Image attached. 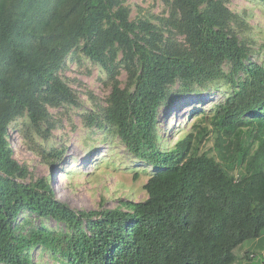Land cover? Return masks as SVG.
I'll list each match as a JSON object with an SVG mask.
<instances>
[{"label":"trees","instance_id":"1","mask_svg":"<svg viewBox=\"0 0 264 264\" xmlns=\"http://www.w3.org/2000/svg\"><path fill=\"white\" fill-rule=\"evenodd\" d=\"M125 1L0 0V264H36L38 247L61 264H237V248L263 235L264 63L251 60L231 0H171L163 26L131 21ZM80 50L112 82L88 126L111 130L154 169L145 201L79 211L59 199L52 174L25 182L9 128L26 116L49 134V108L77 104L58 72ZM120 65L133 89L121 87ZM221 82L232 93L210 117L216 156L201 152L206 128L160 144L161 107ZM35 218L70 232L35 227Z\"/></svg>","mask_w":264,"mask_h":264},{"label":"rangeland","instance_id":"2","mask_svg":"<svg viewBox=\"0 0 264 264\" xmlns=\"http://www.w3.org/2000/svg\"><path fill=\"white\" fill-rule=\"evenodd\" d=\"M123 6L130 10L131 21L148 20L158 26L166 23L172 11L171 0H126ZM228 7L239 16L236 30L251 48V60L264 63V2L231 0ZM121 59L120 53L118 64ZM58 75L74 91L77 104L49 108L51 126L54 127L49 134L46 132L49 124L44 123L39 132L26 116L18 118L9 128L8 142L31 173L25 182L52 174L51 183L59 199L79 211L115 208L127 200L145 201L148 194L144 187L154 169L135 157L111 130L88 126L87 116L108 105L112 82L107 71L80 50L67 57ZM129 78L124 65H120L118 79L122 88L133 89ZM177 90L178 87H174L173 92ZM231 93V85L221 82L196 94L180 95L169 105L162 106L158 125L160 144L174 145L198 128H206L208 136L201 152L216 156L218 134L210 117L215 107ZM53 150L62 151L60 159L49 158L48 154ZM135 174L139 175L136 181ZM33 220L35 227L70 232L67 225L53 219ZM247 253L256 258H246ZM236 254L237 264L264 263V232L259 239L249 240L237 248ZM31 255L36 264H61L51 259L42 247L35 248Z\"/></svg>","mask_w":264,"mask_h":264},{"label":"clouds","instance_id":"3","mask_svg":"<svg viewBox=\"0 0 264 264\" xmlns=\"http://www.w3.org/2000/svg\"><path fill=\"white\" fill-rule=\"evenodd\" d=\"M254 255V254H253ZM255 256V255H254ZM250 258L252 259V260H254L255 258H256V256H255V258H252L251 256H250ZM262 264V263H261Z\"/></svg>","mask_w":264,"mask_h":264},{"label":"built area","instance_id":"4","mask_svg":"<svg viewBox=\"0 0 264 264\" xmlns=\"http://www.w3.org/2000/svg\"><path fill=\"white\" fill-rule=\"evenodd\" d=\"M251 257H252V258H255V256H254V255H252ZM262 264H264V263H262Z\"/></svg>","mask_w":264,"mask_h":264},{"label":"crops","instance_id":"5","mask_svg":"<svg viewBox=\"0 0 264 264\" xmlns=\"http://www.w3.org/2000/svg\"><path fill=\"white\" fill-rule=\"evenodd\" d=\"M258 264H260V263H258Z\"/></svg>","mask_w":264,"mask_h":264}]
</instances>
